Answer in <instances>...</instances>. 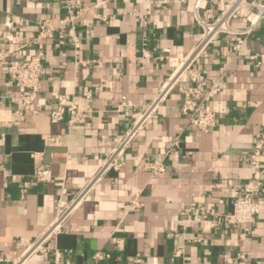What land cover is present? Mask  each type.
Segmentation results:
<instances>
[{
    "label": "crops",
    "instance_id": "crops-1",
    "mask_svg": "<svg viewBox=\"0 0 264 264\" xmlns=\"http://www.w3.org/2000/svg\"><path fill=\"white\" fill-rule=\"evenodd\" d=\"M80 1L89 10L71 24L66 0H0V52L8 54L0 58V264L40 239L62 202L72 208L68 217L28 264H54L55 251L63 264H264V186L252 223L225 220L258 169L249 155L257 136L264 138V65L253 59L264 52V19L249 35H217L194 64L222 83L208 104L214 129L188 127L174 90L126 149L125 165L94 182L133 114L170 77L172 59L188 54L203 29L195 0ZM251 10L243 5L231 27L244 29ZM45 20L67 23V36L61 44L58 36L40 42L41 87L36 102L24 106L8 66L31 57ZM6 23L18 31L13 41L5 38ZM60 97L74 101L84 121L71 125L69 113L52 121ZM165 155L166 171L152 177L145 163ZM259 165L264 169V153ZM45 167L52 181L37 182L33 174Z\"/></svg>",
    "mask_w": 264,
    "mask_h": 264
},
{
    "label": "built area",
    "instance_id": "built-area-1",
    "mask_svg": "<svg viewBox=\"0 0 264 264\" xmlns=\"http://www.w3.org/2000/svg\"><path fill=\"white\" fill-rule=\"evenodd\" d=\"M187 2V0H181ZM243 5H249L252 10L247 15V26L244 29L233 28L230 20L238 13ZM67 12L71 24L80 15L87 13L89 7L81 4L80 0H66ZM215 8L218 13L215 14ZM194 17L203 29L201 40L186 55H182L172 59L173 70L168 80L162 85L160 92L155 99L143 110L133 114V122L119 142L114 146L110 155L103 162L100 170L97 172L94 182L97 181L106 171L110 169L119 170L125 165V151L131 145L143 126L152 118L157 117V111L167 96L174 90H177L182 96L181 113L186 119L187 126L196 128L200 131L208 132L217 126V115L215 111L208 108V104L212 99L222 92V83L218 79L209 80L204 78L202 72L194 67L198 58L204 54L205 48L214 40V38L222 33H231L234 35H249L264 19V0H195L194 1ZM204 13V16L202 15ZM9 31L5 33L7 41H13L18 31L12 23H6ZM38 34L30 43L31 46H38L34 53L27 60L20 62H12L8 66V76L12 82L22 88L24 92L20 95L22 104L30 106L34 104L38 98L41 87V77L43 72V59L45 52L40 45L43 39L58 36L61 44L67 36V23L55 25L51 20H45L39 24ZM74 47H79V36L74 33L71 36ZM244 43V39H239L234 49H240ZM4 58L7 52H0ZM148 54H146L147 56ZM253 59L258 66L264 65V52H257L253 55ZM86 97H90V93H84ZM4 103V96L0 95V107ZM69 113V123L71 125L84 121L81 111L74 101L68 102L64 97H60L51 112V119L54 122L61 121ZM178 142L175 141L174 144ZM264 153V138L257 136L252 152L249 155V162L258 169L253 176L243 184V194L240 198L233 202L232 210L225 216L226 222L233 226H244L252 223L260 212V202L258 195L264 186V169H259L260 158ZM144 168L147 169L152 177H157L166 171V155L161 158L148 160ZM33 178L40 183L49 182L53 179L52 171L49 167L38 169L33 174ZM93 182V181H92ZM93 184V183H92ZM91 185V183H90ZM88 185V186H90ZM92 186V185H91ZM91 186L84 190L88 191ZM60 212L48 231L32 245H30L16 261L7 264H28L32 255L36 252H46L44 241L50 234L56 233L61 229L62 222L68 217L71 206H66L65 202L60 203ZM138 203H132V208L138 207ZM122 246V241H119ZM180 254V251H177ZM54 264H63L61 253L55 251L53 253ZM100 258L102 255H96ZM0 262H6L0 259Z\"/></svg>",
    "mask_w": 264,
    "mask_h": 264
}]
</instances>
